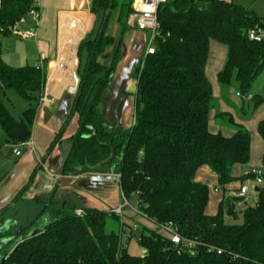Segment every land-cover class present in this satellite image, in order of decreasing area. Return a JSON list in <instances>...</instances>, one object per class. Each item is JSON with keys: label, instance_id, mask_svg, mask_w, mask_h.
Instances as JSON below:
<instances>
[{"label": "trees", "instance_id": "16d2710c", "mask_svg": "<svg viewBox=\"0 0 264 264\" xmlns=\"http://www.w3.org/2000/svg\"><path fill=\"white\" fill-rule=\"evenodd\" d=\"M32 10L39 11L38 0H0V34L19 31ZM114 10L121 25L118 36L109 32ZM131 11L132 2L92 0L95 25L77 48L78 88L49 149L61 141L76 116L77 129L68 137L71 147L61 172L79 175L109 169L118 174L123 196L129 201L136 195L137 209L155 227L174 223L185 238L183 248L174 246L158 228L134 230L123 221V212L80 208L83 214H77L79 208L73 206L44 221L45 207L20 227L16 243L0 264H264V184L255 190L257 202L239 210L242 221L228 222L227 215L238 217V202L243 198L225 193L218 212L210 215L206 208L211 188L196 179L202 166L215 172L219 186L236 181L241 186L246 179L234 170L250 161L251 135L232 117L230 121L237 127L233 134L211 131L214 92L206 67L211 40L225 44L227 57L218 81L230 85L236 79L242 93H247L264 71V41L250 39L249 32L256 26L264 28V20L233 1L162 3L155 50L142 65L140 57L133 71L137 77L135 119L129 128H122L105 112L104 103L124 36L132 29L127 23ZM90 24L88 19L87 30ZM36 27L35 22L32 29ZM110 48H114L112 56L106 54ZM46 81L44 69L33 64L12 66L2 58L0 49V89L15 91L30 101L17 118L0 99V124L7 143L31 138ZM251 100L257 106L264 103V96L254 94ZM258 131L264 139V118ZM262 162L264 167V153ZM32 181L33 176L16 199ZM108 218L120 229H108ZM126 227L130 240L138 232L144 249L141 255L128 252Z\"/></svg>", "mask_w": 264, "mask_h": 264}, {"label": "crops", "instance_id": "0c3cea01", "mask_svg": "<svg viewBox=\"0 0 264 264\" xmlns=\"http://www.w3.org/2000/svg\"><path fill=\"white\" fill-rule=\"evenodd\" d=\"M227 1H233L236 4L246 6L235 0ZM259 1L261 0H248L249 5H247V7L254 12H258L257 5ZM38 2V21H36L33 16H30L24 20L18 28L22 31H28L33 28L36 22L37 27L35 29V35L32 37H25L16 31V34L19 35L18 37L26 40V51L24 47V49L17 54L23 56L24 60L22 57L20 58L21 64H24V62H26L25 64H30L29 60H31V58L35 62L34 65L41 64V68L47 73V81L41 102L37 109L32 130L31 137L34 141V147L25 149L22 155L16 156L13 152V145L7 143L6 140L1 145L0 156L5 158L3 161H10V159H7L9 156L12 161L13 157L16 161L8 172L4 173V171H0V214L4 213L7 207L13 206L20 200L25 201L23 203L33 206L35 210H39L43 205L47 207L48 205L58 203L57 205H59V207H53L56 209L57 213L65 207L70 208L73 206L78 208H97L108 211L116 210L122 204L120 199L123 193L120 188L119 180L116 179L115 173L111 170L102 169L97 172H88L79 175H64L61 172L62 163L71 147L69 142L68 147L63 148L62 143L64 141L62 142V139L65 137L68 138L76 131L77 121L72 124L71 128H67L61 141L49 149L51 142L68 114L69 108L73 104L74 96L78 88L75 87L74 76L70 78L69 74L66 75V71L71 74V69L74 65L75 47L95 25V14L91 12L92 0H38ZM242 2L247 3V1ZM88 19H90L91 24L86 31ZM117 32L118 33L114 35H119V28ZM147 37V31L132 28L125 34L123 39L122 55L125 56L127 54L126 52L131 53L129 56L130 66L120 77V82H124V85L121 86L119 95L113 97V92H111V96H109L110 102L117 100L120 96V107L118 112H115L116 116L113 118L117 119L122 128H129L132 124V121L131 124L129 121L131 116L134 117L135 115L136 97L134 98L135 100H129V107H131V110L127 115L126 113L124 114L123 111L121 112L123 106L122 102L125 98L121 93L126 92L130 86L129 84L133 77L134 67L145 48L143 40L147 39ZM29 47L33 48V55L28 53L27 49ZM112 50L113 48H111V53ZM227 50L228 48L225 44L216 40H211L210 57L206 72L212 83L213 90L215 88L218 90L220 89L217 88V86L220 85L218 81V72L225 64ZM78 62H76L73 68L74 75L75 72H77ZM57 70L61 73L65 70V73L61 75L58 74L57 76ZM113 81L114 76L112 82ZM134 89L136 92V88ZM66 96L69 98L68 102L66 101ZM125 102L124 108L128 105V99H125ZM222 106L225 108L226 104L223 102V104L221 103V108ZM132 109L134 110V115ZM222 112L225 111L223 110ZM214 115L216 116V114ZM212 117L211 115V118ZM212 123L213 121L210 125L211 131L218 132V129H212ZM232 132L234 133V131ZM232 132H230L229 135L233 134ZM5 148H7V152ZM252 166L260 165H258L255 160H250L249 163L244 166H236L234 174L239 175L246 168ZM32 176L33 181L29 189L22 197H18L17 200V194L29 183ZM216 177L217 175L215 172L208 166H202L196 173V179L204 183L209 182V180L215 182ZM239 186L240 181L231 183L229 185L231 188L226 191V195L233 196L232 192L237 190ZM214 190V193L210 195V200L206 208V212L210 215H214L218 212L220 203L225 196L224 193L219 191L218 185L214 187ZM45 207H43V209H45ZM123 215V221L132 226L135 225V223H139L141 226L149 229H154L155 227L149 219L141 215L136 209L128 207L123 210ZM55 217L45 214L43 220L48 221Z\"/></svg>", "mask_w": 264, "mask_h": 264}, {"label": "rangeland", "instance_id": "374dc122", "mask_svg": "<svg viewBox=\"0 0 264 264\" xmlns=\"http://www.w3.org/2000/svg\"><path fill=\"white\" fill-rule=\"evenodd\" d=\"M117 2L120 3H125L128 5H131V2L134 0H116ZM236 2L245 4L246 8L247 5H249L248 0H242V1H247V3L242 2L241 0H235ZM141 6V1L140 0H135L134 2V9H140ZM257 9L258 12L256 11L255 13L264 20V0L259 1L258 5H257ZM133 10V9H132ZM117 10H114V14L111 18V23H110V28H109V32L112 34H117L118 32V28H119V32L121 29V25L118 22L117 19V15L116 12ZM132 12V11H131ZM130 12V14H131ZM129 14V15H130ZM129 18V16H128ZM117 20V21H116ZM128 21V19H127ZM113 26V27H112ZM131 29H129L128 31H130ZM87 31V29H86ZM127 31V32H128ZM19 35L16 34V31L11 33L10 35H2L0 34V49H1V55L2 58L10 65L12 66H23L26 65L24 62V64H21L22 62L20 61V58L23 56L19 54H17L18 52H20L21 50L24 49L25 47V51H26V40L25 39H21L20 37H18ZM79 43V42H78ZM77 43V45H78ZM144 43V47L146 46V39L143 40ZM77 45L75 47V56H74V65L73 68L76 65V62H78L77 59V55H76V51H77ZM129 50V48H128ZM28 53H30L31 55H33V48L29 47L27 49ZM114 53V48L112 50V54H111V48L107 51L106 54H111L110 56H112ZM127 54L125 56L121 55V60H119L118 64H117V68L114 74V81L111 83V87L109 90V96H111V92H113V97H117L120 93V89L121 86L124 85V82H120V77L123 75V73L125 71H127V69L130 66V52H126ZM143 53V52H142ZM122 54H123V49H122ZM24 60V59H23ZM20 61V62H19ZM30 64L34 65V61L29 60ZM73 68L71 69V74L68 73L66 71V75L69 74L70 78H72L74 76V72H73ZM65 70L63 71V73H61L60 71H56V74L58 76V74H64ZM118 75V78H117ZM71 81V80H70ZM136 82H137V77L136 75H133L131 82H130V86L127 89L126 92L121 93V95H123L124 101L122 102V110L123 113L125 114H129L131 107H129V100H133L136 96L135 94V89L136 88ZM218 89H214L213 90V94H214V98L212 101V110H211V115L213 116L211 118V122L212 123V129H218V131H221L223 134H230V132L232 131H237V127L236 125H234L231 121L230 118L232 117L234 119L235 122L243 124L244 128L250 133L251 135V158L250 160H255L258 165L262 166V158H263V153H264V139L261 137L259 131H258V124L259 121L262 119V117H264V103L263 104H259V105H255V102L253 100H248V99H244L242 97H239L237 95L238 92H242L241 87L239 86L238 82L236 81V79H233V82L230 85H223L220 84L217 86ZM248 94H259L264 96V71L259 75V77L255 80L253 86L250 88V90H248L247 92ZM245 93V94H247ZM0 99L6 104V106L9 108V110L13 113L14 116H16L17 118L20 117L22 111L24 109H26L27 107L30 106V101L22 96H20L19 94H17L15 91L12 90H6V92L2 89H0ZM68 96H66V101L68 102ZM109 97L107 98V100L104 103L105 106V112L110 116V117H115V112L117 113L120 107L119 104V99L120 96L118 97L117 100H114L113 102L109 101ZM125 99H128V105L126 108H124L126 102ZM123 100V99H122ZM135 100V99H134ZM223 102L226 104V107L221 108V103L223 104ZM124 108V109H123ZM71 107L68 110V114L70 112ZM225 112H222V111ZM214 111V113H213ZM132 113L134 115V110L132 109ZM224 114V115H219V114ZM67 114V115H68ZM216 114V116L214 115ZM67 117V116H66ZM124 117V116H123ZM115 119V118H113ZM133 119V120H132ZM135 119V115L134 117L131 116L130 118V124L132 121V124L134 122ZM77 121V117L75 116V118L72 119V121L70 122V124L68 125V127L71 128L72 124L75 123ZM210 122V125H211ZM131 124V125H132ZM69 128V129H70ZM68 129V131H69ZM233 133V132H232ZM5 141V132L0 124V148L2 147L1 145L4 143ZM64 141V142H63ZM62 147L67 148L69 145V141L68 138L65 137L62 139ZM9 150V149H8ZM5 151L7 152V148H5ZM1 157V156H0ZM3 157L0 158V171H4V173L8 172L15 164V158L13 157V161L11 160L10 156L7 159H10V161H3ZM260 166H256V167H260ZM118 176V174H115ZM116 179L119 180V177H117ZM244 183H246L247 185H249L250 187V192L249 194L244 197V199L240 200L238 202V217L234 218L230 215L226 216V220L228 222H236L242 221V214L239 210L243 209L244 207H246V204L249 205H253L257 202L258 200V195L257 192L255 191L257 188V185L254 181H250L245 179L243 181ZM207 184L210 186V195L212 193H214V187L216 185H218L219 187V191L221 193H226V191H228L231 187H229V185H225V186H219L218 184V178L216 177V181L215 182H211V180H209V182H207ZM216 184V185H215ZM233 187V186H232ZM122 194V193H121ZM120 199V198H119ZM18 200V199H17ZM120 201L122 202V204L125 201V197L121 196ZM25 201H18L16 204H14L13 206H9L6 208V210L4 211V213L0 214V259L3 257L4 253L14 244L16 243V235H17V231L20 229V227H22L23 225H25L26 223L30 222L32 219H34L43 209V207H45V205H43L42 208H39V210H35L33 209V206H30L29 204L23 203ZM36 202V201H34ZM53 204V205H48L45 209V212L47 215H51V216H57V212L56 209L53 207H59V205ZM121 204V205H122ZM137 206H138V198L136 195L131 196V198L129 199V207L131 209H136L137 210ZM125 209L128 208V206L124 207ZM108 229H115V230H119L120 229V225L114 221L112 218H108ZM135 225L142 230L143 226H141L139 223H135ZM128 228V229H127ZM127 233L128 235L130 234L129 232V227H126ZM138 233V232H136ZM134 233L131 237V240L126 243V247L129 253L131 254H135V255H141L144 252V249L141 247V245L139 244L138 241V236L137 234ZM126 235V234H125ZM127 236V235H126Z\"/></svg>", "mask_w": 264, "mask_h": 264}, {"label": "built area", "instance_id": "2783aa9c", "mask_svg": "<svg viewBox=\"0 0 264 264\" xmlns=\"http://www.w3.org/2000/svg\"><path fill=\"white\" fill-rule=\"evenodd\" d=\"M141 1V8L135 10L134 9V1H132V12L129 15L128 18V25L131 28L147 31L148 37L146 39V46L143 50V53L141 54V65L144 63V59L147 55L151 54L155 50V36L157 34V31L160 27L159 18H158V10L162 3H165L169 0H140ZM31 16L35 18L36 21H38L39 18V11L32 10L30 13ZM19 34H22L25 37H32L35 35V29H31L28 31H17ZM249 37L252 40L261 42L264 41V28H261L259 26H256L252 28L249 32ZM37 67H42L41 64H37ZM237 95L239 97H242L244 99L251 100L254 97V94H244L242 92H238ZM46 99V98H45ZM34 147V141L32 137L26 141L17 143L13 145V152L16 156L22 155L23 151L25 149H31ZM242 175L250 181H254L257 186L264 184V167H248L243 172ZM250 192V187L246 183H242V185L232 192L233 196L243 198L246 197ZM125 206H129V201L125 198L124 203L117 208L115 211L119 214H122L123 209ZM137 211L143 215L145 218H147L144 214H142L138 209ZM77 214H83L82 209L76 210ZM148 219V218H147ZM154 223V222H153ZM156 224V223H154ZM155 228H158L159 232L168 235L173 243L174 246H177L179 249L183 248V242L185 241V238L179 233L178 227L172 223H162L158 224ZM155 226V225H154ZM133 229L137 230V226L133 225ZM187 243H189L190 246L195 245V242L193 240H187Z\"/></svg>", "mask_w": 264, "mask_h": 264}, {"label": "water", "instance_id": "95a60500", "mask_svg": "<svg viewBox=\"0 0 264 264\" xmlns=\"http://www.w3.org/2000/svg\"><path fill=\"white\" fill-rule=\"evenodd\" d=\"M108 14H109V12L106 13V16H105V17H107ZM74 81H75V87L77 88V87H78V84H79V77H78V75H77V72H75V75H74ZM115 177L117 178L118 176L115 175ZM258 189H259V188L257 187L256 190H258ZM125 240H126V243L129 242V240H130L129 235L125 236Z\"/></svg>", "mask_w": 264, "mask_h": 264}]
</instances>
